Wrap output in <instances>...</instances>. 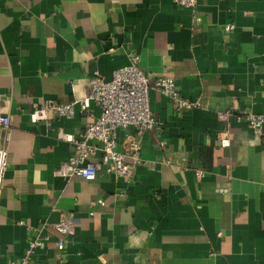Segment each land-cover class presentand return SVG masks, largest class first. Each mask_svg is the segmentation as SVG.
<instances>
[{"label": "crops", "instance_id": "obj_1", "mask_svg": "<svg viewBox=\"0 0 264 264\" xmlns=\"http://www.w3.org/2000/svg\"><path fill=\"white\" fill-rule=\"evenodd\" d=\"M129 48L156 122L142 134L119 128L117 150L137 138L142 163L130 178L58 176L73 153L63 135L100 108L48 112V122L30 112L87 97L89 77L109 78ZM165 75L200 106L175 111L152 87ZM0 107L10 132L5 141L0 127V264L17 261L32 239L41 241L35 264H264V137L217 117L230 107L264 113V0H197L194 9L172 0H0ZM59 211L72 219L68 237L50 226Z\"/></svg>", "mask_w": 264, "mask_h": 264}, {"label": "built area", "instance_id": "obj_2", "mask_svg": "<svg viewBox=\"0 0 264 264\" xmlns=\"http://www.w3.org/2000/svg\"><path fill=\"white\" fill-rule=\"evenodd\" d=\"M175 4L189 9L197 6V0H172ZM234 28L232 23L224 26L225 31ZM128 62L113 70L109 78L95 72L88 79L89 93L83 99H76L69 103L60 104L51 100L44 101L38 108L30 112V120L49 121L48 112L56 117L71 118L76 112V106L81 111L87 109L90 103L100 108L99 115L87 123L75 135L64 134L63 139L73 146V153L61 162L56 173L67 179L73 176L85 180H93L99 171L108 174L130 178L137 167L142 163L140 157V142L137 138L129 139L123 151L117 150V130L133 126L138 134H142L155 124L152 111L148 104V77L138 67L139 55L133 48L127 50ZM152 87L166 95L175 111H184L200 106L195 98L184 97L177 90L173 77L158 76ZM221 120H233L247 124L257 135L264 137V113H255L251 110L235 111L230 107L225 111L217 112ZM9 117L0 107V127L5 131L4 140L10 137L8 130ZM6 151L0 148V187L6 169ZM98 204L104 205L102 199ZM50 226L58 233L68 237L73 233V222L65 211L57 213L56 221ZM57 241V248L62 250L65 239ZM41 245L39 239H32L23 255L10 264H35L32 253Z\"/></svg>", "mask_w": 264, "mask_h": 264}]
</instances>
